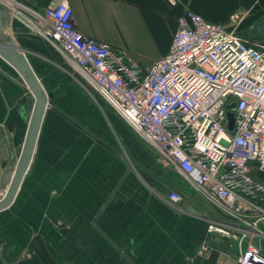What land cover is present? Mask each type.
Masks as SVG:
<instances>
[{"label":"crops","instance_id":"crops-1","mask_svg":"<svg viewBox=\"0 0 264 264\" xmlns=\"http://www.w3.org/2000/svg\"><path fill=\"white\" fill-rule=\"evenodd\" d=\"M17 1L43 12L51 0ZM68 1L80 31L126 49L144 69L168 53L187 8L227 27L234 12H245L242 21L250 27L264 14V0ZM11 32L50 93L51 107L17 197L0 211V264H241V246L230 236L214 237L211 258L199 255L209 203L177 171L152 165L149 143L62 53L19 19ZM80 83L104 101L103 109ZM33 106L24 80L0 56V126L7 137L0 163L7 168H15ZM134 161L170 182L183 200L171 204ZM189 204L202 216L186 213ZM256 240L264 249V237Z\"/></svg>","mask_w":264,"mask_h":264},{"label":"built area","instance_id":"built-area-1","mask_svg":"<svg viewBox=\"0 0 264 264\" xmlns=\"http://www.w3.org/2000/svg\"><path fill=\"white\" fill-rule=\"evenodd\" d=\"M7 4L14 20L62 53L157 148L162 164L180 173L209 203L199 255L211 258L213 239L222 235L249 243L241 263L247 251L264 261V253L253 245L255 237H264V179L257 175L264 174V41L187 8L168 53L144 69L126 49L80 31L68 0H51L43 12L17 0ZM245 14L234 12L232 25ZM233 97L239 103L231 110ZM230 111L233 130L228 128ZM165 198L176 204L183 194L173 189Z\"/></svg>","mask_w":264,"mask_h":264},{"label":"water","instance_id":"water-1","mask_svg":"<svg viewBox=\"0 0 264 264\" xmlns=\"http://www.w3.org/2000/svg\"><path fill=\"white\" fill-rule=\"evenodd\" d=\"M7 1L0 0V56L13 66L22 77L28 87L29 97L34 100V106L21 153L14 170L7 168L6 162L0 163V189H5L4 194L0 195V211L10 207L17 197L33 161L46 111L51 107L50 93L31 65L25 50H23L11 32V27L14 23V11L8 6ZM249 35L264 41V14L251 25ZM228 115V128L233 130L235 123L234 113L230 111ZM6 143L5 131L0 126V144ZM133 163L141 169V173L149 179L150 184L155 189H160L165 197L169 195L171 190L175 189L170 182L157 176L153 170L148 169L145 165L138 161ZM185 212L202 216V213L190 204L185 209ZM241 264H264V261L254 253L247 251Z\"/></svg>","mask_w":264,"mask_h":264},{"label":"rangeland","instance_id":"rangeland-1","mask_svg":"<svg viewBox=\"0 0 264 264\" xmlns=\"http://www.w3.org/2000/svg\"><path fill=\"white\" fill-rule=\"evenodd\" d=\"M243 20V19H242ZM232 22V21H231ZM244 25V21H241L237 26H235V25H231L230 27H238V28H241L242 26ZM81 84V86L82 87H84L86 90H88L90 93H91V96L93 97V99L99 104V106L101 107V104H103V100L99 97V96H97V95H95L96 93H94V91H92V89L90 88V87H88V85L86 84V85H84L83 83H80ZM238 103H239V100L237 99V98H235V97H233L232 99H230L229 100V102H228V107L230 108V109H232V110H234V109H236V107L238 106ZM102 108V107H101ZM103 109V108H102ZM123 135V134H122ZM148 146H147V149L150 151V154L154 157V162L152 163V165H154V167H155V165L157 164V165H159V166H162V162L159 160V155H160V153H159V151L157 150V148L156 147H154V146H151V145H149V144H147ZM125 151V150H124ZM21 153V152H20ZM20 156V155H19ZM156 165V166H157ZM163 168H165L166 169V167H163ZM180 177L183 179V176H181L180 175ZM184 180V179H183ZM185 181V180H184ZM222 235H219V237H221ZM219 237H217V240H218V238ZM239 243V245L241 246V250H242V255H243V253L245 252V250H247L248 249V246H249V243L248 242H242V243H240V242H238ZM253 245L254 246H256V247H258L259 248V250L260 251H262L263 253H264V249L261 247V246H259L260 245V243L256 240L254 243H253Z\"/></svg>","mask_w":264,"mask_h":264},{"label":"trees","instance_id":"trees-1","mask_svg":"<svg viewBox=\"0 0 264 264\" xmlns=\"http://www.w3.org/2000/svg\"><path fill=\"white\" fill-rule=\"evenodd\" d=\"M249 29H250V26H244V25L241 28H239L240 32L248 36H249Z\"/></svg>","mask_w":264,"mask_h":264}]
</instances>
